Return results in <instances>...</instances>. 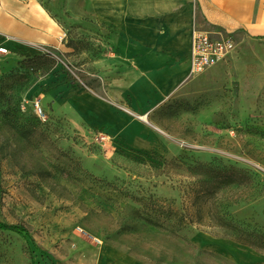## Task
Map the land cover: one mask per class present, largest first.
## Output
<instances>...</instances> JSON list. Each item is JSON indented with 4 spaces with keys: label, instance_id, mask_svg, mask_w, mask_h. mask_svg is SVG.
<instances>
[{
    "label": "rangeland",
    "instance_id": "obj_1",
    "mask_svg": "<svg viewBox=\"0 0 264 264\" xmlns=\"http://www.w3.org/2000/svg\"><path fill=\"white\" fill-rule=\"evenodd\" d=\"M35 1L72 8L78 0ZM258 25L259 32H227L230 57L136 113L157 134L156 149H129L69 111L65 92L99 85L91 63L102 52V26L62 29V50L24 57L2 73L0 222L22 232L0 230V264H264V250L216 226H150L143 205L151 195L181 207L177 182L158 173L161 159L215 160L251 176L217 202L264 235V10Z\"/></svg>",
    "mask_w": 264,
    "mask_h": 264
},
{
    "label": "crops",
    "instance_id": "obj_2",
    "mask_svg": "<svg viewBox=\"0 0 264 264\" xmlns=\"http://www.w3.org/2000/svg\"><path fill=\"white\" fill-rule=\"evenodd\" d=\"M75 7L0 0V75L19 60L62 50V29L89 23L106 29L92 58L99 85L65 92L75 122L133 150L158 148V136L136 117L188 81L195 32H259L264 0H78ZM72 5V3H71ZM105 95V96H104ZM135 117V118H134Z\"/></svg>",
    "mask_w": 264,
    "mask_h": 264
},
{
    "label": "trees",
    "instance_id": "obj_3",
    "mask_svg": "<svg viewBox=\"0 0 264 264\" xmlns=\"http://www.w3.org/2000/svg\"><path fill=\"white\" fill-rule=\"evenodd\" d=\"M157 169L158 173L168 178L171 176V181L177 182L175 189L180 192L181 207L172 210L163 201L148 196L143 199L147 211L144 221L148 225L171 233L189 225L216 226L230 231L237 243L264 250V235L235 222L227 210L228 206L217 202L220 193L250 184L251 176L246 172L215 160L189 164L182 158L161 159ZM0 230L22 232L20 227L2 222Z\"/></svg>",
    "mask_w": 264,
    "mask_h": 264
},
{
    "label": "built area",
    "instance_id": "obj_4",
    "mask_svg": "<svg viewBox=\"0 0 264 264\" xmlns=\"http://www.w3.org/2000/svg\"><path fill=\"white\" fill-rule=\"evenodd\" d=\"M65 33L59 35V41H63ZM235 49V41L231 33L221 32H195L192 36L190 53L189 74L197 75L232 55ZM35 110L42 114L41 108L36 105ZM137 118L146 123L145 116Z\"/></svg>",
    "mask_w": 264,
    "mask_h": 264
}]
</instances>
